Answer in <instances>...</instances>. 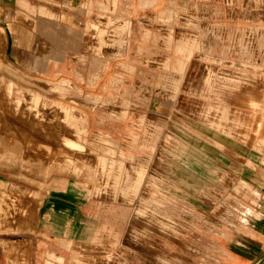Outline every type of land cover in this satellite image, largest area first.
I'll list each match as a JSON object with an SVG mask.
<instances>
[{
    "label": "rangeland",
    "instance_id": "rangeland-1",
    "mask_svg": "<svg viewBox=\"0 0 264 264\" xmlns=\"http://www.w3.org/2000/svg\"><path fill=\"white\" fill-rule=\"evenodd\" d=\"M31 1L35 62L22 61L24 33L19 63L0 67V264H140L145 252L181 264L188 202L220 205L235 172L264 167V6L245 0L236 30L212 1L199 39L186 14L156 24L155 0H142L141 16L140 0L129 11L121 0ZM39 19L49 45L37 41ZM12 66L33 79L14 80ZM45 180L75 194L88 223L58 253L33 192Z\"/></svg>",
    "mask_w": 264,
    "mask_h": 264
},
{
    "label": "crops",
    "instance_id": "crops-1",
    "mask_svg": "<svg viewBox=\"0 0 264 264\" xmlns=\"http://www.w3.org/2000/svg\"><path fill=\"white\" fill-rule=\"evenodd\" d=\"M72 1L81 8L86 0ZM118 1L120 2V0ZM212 1L216 2V0H155L156 24L160 20V24L164 25L163 17L169 14L174 16L177 11L179 20L183 14L187 15V30L196 34L199 39H204L203 34L200 33L208 29ZM254 1V9L264 6V0ZM217 2L219 8L222 9L223 22L234 21L235 29L238 30L240 23H242L241 15L243 6L246 5L245 0H217ZM130 3L131 0H121L123 10H131ZM141 3L143 4L142 0L138 5L139 9H134L136 16H141V10L147 9L146 4L141 5ZM24 5L29 9L35 7L31 0H0V67L8 62L19 63V59L16 57V47H18L21 35L24 33L27 34V49L25 51L30 57L26 54V59L22 61L33 64L35 62L34 53L29 54L31 50L28 41V35H31L32 40L35 39V14L23 7ZM59 5V7H68L67 0ZM57 14L64 16L59 12ZM65 17L67 18L66 15ZM38 26L46 29V34L43 33L41 37L40 35L36 36L37 41H42L43 46L49 45L50 23L44 19H39ZM42 58L40 59L44 62ZM9 69L12 72L15 70L12 77L18 82H22L21 78L33 79L20 68L12 66ZM0 76L7 78L3 72H0ZM30 169L28 168L26 177L34 182H42L38 177V170L33 168L31 171ZM234 176L233 185L226 190L227 193L221 198L223 201L220 202V205L203 202L204 208L201 210L196 208L195 202H193L192 209H190L188 202L185 235L182 234L183 236H181L180 233L175 237L178 238L176 244L179 245V249H182V252L186 254V258L182 260L181 264H264V167L257 165V167L250 168V171L246 172L245 175L241 170L240 173L235 172ZM42 184L45 188L40 191H33L34 193H41L43 197L39 220L41 227L48 231L47 242L49 246L54 247L55 252L58 253L59 248L66 240L82 236L88 223L83 219L84 207H78L74 200L71 201V199L77 198L75 194L70 193V195L65 196L66 193L63 190L53 187V184L47 180L43 181ZM89 215L85 217H90ZM174 222L178 227L183 228L179 221ZM212 236L225 240L226 246H218L216 252V247H211L210 243L204 241ZM200 239L202 240L200 241ZM153 253L151 254L159 255L158 252ZM217 254L218 258H215L213 255ZM53 255L59 258L57 255ZM200 256L203 261L195 262L193 260V258L199 259ZM140 257L142 258L140 264H151L147 261L146 252L144 256ZM182 258L184 259V257Z\"/></svg>",
    "mask_w": 264,
    "mask_h": 264
},
{
    "label": "bare ground",
    "instance_id": "bare-ground-1",
    "mask_svg": "<svg viewBox=\"0 0 264 264\" xmlns=\"http://www.w3.org/2000/svg\"><path fill=\"white\" fill-rule=\"evenodd\" d=\"M3 66V65H2ZM9 68V67H8ZM15 71V70H14ZM13 71V72H14ZM19 71V70H18ZM20 72V71H19ZM22 74V73H21ZM120 82V81H119ZM74 115V114H73ZM217 140V139H216ZM200 163V162H199ZM208 163V162H207ZM190 165V164H189ZM205 165V164H204ZM206 169V168H205ZM142 173H143V171H142ZM142 173H141V175H142ZM140 174V173H139ZM133 183V182H132ZM139 212V211H138Z\"/></svg>",
    "mask_w": 264,
    "mask_h": 264
}]
</instances>
